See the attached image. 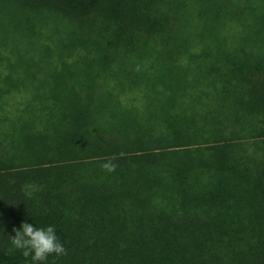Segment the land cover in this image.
I'll use <instances>...</instances> for the list:
<instances>
[{
	"label": "trees",
	"instance_id": "obj_1",
	"mask_svg": "<svg viewBox=\"0 0 264 264\" xmlns=\"http://www.w3.org/2000/svg\"><path fill=\"white\" fill-rule=\"evenodd\" d=\"M23 222L44 264H264V0H0V264Z\"/></svg>",
	"mask_w": 264,
	"mask_h": 264
},
{
	"label": "clouds",
	"instance_id": "obj_2",
	"mask_svg": "<svg viewBox=\"0 0 264 264\" xmlns=\"http://www.w3.org/2000/svg\"><path fill=\"white\" fill-rule=\"evenodd\" d=\"M120 153V156H124ZM116 156L106 158L102 168L111 173L115 172L118 165L114 163ZM15 235L9 240L15 249L21 250L24 257L31 256L33 264H44L50 255L57 257L67 255V250L56 234L54 226L34 227L28 222H23L20 228H13Z\"/></svg>",
	"mask_w": 264,
	"mask_h": 264
},
{
	"label": "rangeland",
	"instance_id": "obj_3",
	"mask_svg": "<svg viewBox=\"0 0 264 264\" xmlns=\"http://www.w3.org/2000/svg\"><path fill=\"white\" fill-rule=\"evenodd\" d=\"M46 31H48V30L46 29ZM47 34H49V32H47Z\"/></svg>",
	"mask_w": 264,
	"mask_h": 264
}]
</instances>
